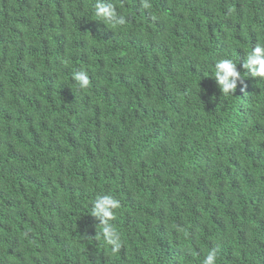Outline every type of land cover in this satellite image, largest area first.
<instances>
[{
  "label": "trees",
  "instance_id": "trees-1",
  "mask_svg": "<svg viewBox=\"0 0 264 264\" xmlns=\"http://www.w3.org/2000/svg\"><path fill=\"white\" fill-rule=\"evenodd\" d=\"M94 3L0 0V264H264V0H113L117 27Z\"/></svg>",
  "mask_w": 264,
  "mask_h": 264
},
{
  "label": "clouds",
  "instance_id": "clouds-1",
  "mask_svg": "<svg viewBox=\"0 0 264 264\" xmlns=\"http://www.w3.org/2000/svg\"><path fill=\"white\" fill-rule=\"evenodd\" d=\"M93 14L96 20L106 26L117 27L125 24V17L118 12L113 0H95ZM244 67L253 77L264 78V43H257L246 53ZM212 76L223 94H232L237 87V79L241 77V72L237 70V63L232 58L224 56L216 59ZM72 79L81 89L87 88L90 84L86 71L74 72ZM119 207L120 201L115 196L107 193L99 194L92 201L90 213L99 221V236L112 247L113 252L121 248L120 234L111 223L115 219V210ZM216 260L217 250L212 248L204 255L200 264H216Z\"/></svg>",
  "mask_w": 264,
  "mask_h": 264
}]
</instances>
